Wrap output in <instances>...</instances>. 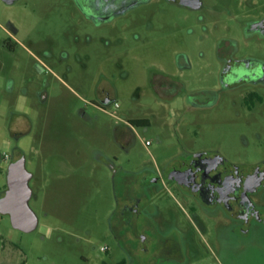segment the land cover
Wrapping results in <instances>:
<instances>
[{"label": "rangeland", "instance_id": "obj_1", "mask_svg": "<svg viewBox=\"0 0 264 264\" xmlns=\"http://www.w3.org/2000/svg\"><path fill=\"white\" fill-rule=\"evenodd\" d=\"M201 2L97 22L77 0H0V193L23 157L39 218L26 232L0 212V264H264V184L247 224L170 177L178 162L264 161V104L242 101L264 86L222 83L228 61H264V0ZM160 78L181 89L161 96ZM130 118L150 125L125 147Z\"/></svg>", "mask_w": 264, "mask_h": 264}, {"label": "flooded vegetation", "instance_id": "obj_2", "mask_svg": "<svg viewBox=\"0 0 264 264\" xmlns=\"http://www.w3.org/2000/svg\"><path fill=\"white\" fill-rule=\"evenodd\" d=\"M149 0H77L85 14L98 21H104L111 16L126 12V10L141 5ZM180 6L199 8L201 0H168ZM253 30L264 38V17L253 23ZM222 83L228 87H240L245 84L264 86V61L257 59H237L228 61L222 71ZM182 84L175 80L160 78L155 82L156 92L161 96L176 94ZM180 88V89H179ZM243 107L253 112L257 106L264 104V92L255 89L243 90ZM104 93V92H103ZM104 104H110L112 98L105 91L102 96ZM148 118H130L129 123L136 129L131 120ZM148 125L150 120L148 119ZM146 125V126H148ZM136 132L131 133L130 139L135 142ZM170 177L173 184L182 187L186 192L195 195L208 204H220L239 216L244 222L251 223L254 204L249 194L264 184V161L252 167L232 165L229 168L221 167L212 161L178 162L171 169ZM168 185L167 188H171ZM2 193H0L1 195Z\"/></svg>", "mask_w": 264, "mask_h": 264}, {"label": "water", "instance_id": "obj_3", "mask_svg": "<svg viewBox=\"0 0 264 264\" xmlns=\"http://www.w3.org/2000/svg\"><path fill=\"white\" fill-rule=\"evenodd\" d=\"M5 1L14 3L17 0ZM7 178V189L0 195V212L10 214L14 227L32 231L37 227L38 218L29 204L32 195L29 186L31 174L25 167L23 157L9 164Z\"/></svg>", "mask_w": 264, "mask_h": 264}, {"label": "crops", "instance_id": "obj_4", "mask_svg": "<svg viewBox=\"0 0 264 264\" xmlns=\"http://www.w3.org/2000/svg\"><path fill=\"white\" fill-rule=\"evenodd\" d=\"M116 131H117V140H118V142L120 143V144H122V145H124L125 147H130V146H132L133 144H134V142L132 141V139H130V134L131 133H133L134 131L136 132V129L129 123V119H126L125 120V123H124V125L123 126H117L116 127ZM71 157V156H70ZM69 158V157H68ZM68 158H66V159H68ZM102 158L104 159V160H106V164H112V162H111V160H110V158L109 157H106V156H102ZM70 160V159H69ZM69 160H67V161H69ZM41 172V169L39 170V173ZM41 182L39 181V179H38V184H40ZM31 188V190H32V195H31V198H32V196H33V194H34V191H33V189H32V187H30ZM7 189V185H6V187H5V190ZM5 190H4V192H5ZM3 192V193H4ZM2 193V194H3ZM1 194V195H2ZM31 198H30V200H31ZM30 200H29V204H30ZM31 207V206H30ZM34 211V210H33ZM35 212V211H34ZM5 214H8V213H5ZM36 214V213H35ZM9 216H10V214H8ZM37 215V214H36ZM10 218H11V216H10ZM37 218H38V216H37ZM39 225V218H38V224H37V226ZM37 228V227H36ZM35 228V229H36ZM26 232H28V231H26Z\"/></svg>", "mask_w": 264, "mask_h": 264}, {"label": "trees", "instance_id": "obj_5", "mask_svg": "<svg viewBox=\"0 0 264 264\" xmlns=\"http://www.w3.org/2000/svg\"><path fill=\"white\" fill-rule=\"evenodd\" d=\"M133 124H141V125H148V119H134L131 120ZM119 264H125V261L120 262Z\"/></svg>", "mask_w": 264, "mask_h": 264}, {"label": "built area", "instance_id": "obj_6", "mask_svg": "<svg viewBox=\"0 0 264 264\" xmlns=\"http://www.w3.org/2000/svg\"><path fill=\"white\" fill-rule=\"evenodd\" d=\"M146 144H147V145H150V141H147ZM100 249H101L102 251H107V250H108V248H107L106 246H104V247L102 246Z\"/></svg>", "mask_w": 264, "mask_h": 264}]
</instances>
